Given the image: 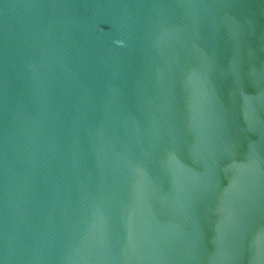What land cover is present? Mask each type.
<instances>
[{
	"label": "water",
	"instance_id": "1",
	"mask_svg": "<svg viewBox=\"0 0 264 264\" xmlns=\"http://www.w3.org/2000/svg\"><path fill=\"white\" fill-rule=\"evenodd\" d=\"M0 264H264V0H0Z\"/></svg>",
	"mask_w": 264,
	"mask_h": 264
}]
</instances>
